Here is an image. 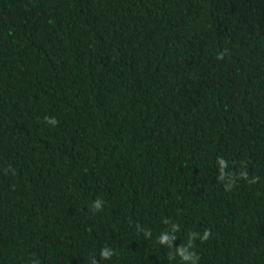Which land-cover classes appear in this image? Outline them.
<instances>
[{
  "label": "trees",
  "instance_id": "trees-1",
  "mask_svg": "<svg viewBox=\"0 0 264 264\" xmlns=\"http://www.w3.org/2000/svg\"><path fill=\"white\" fill-rule=\"evenodd\" d=\"M0 264H264V0H0Z\"/></svg>",
  "mask_w": 264,
  "mask_h": 264
}]
</instances>
